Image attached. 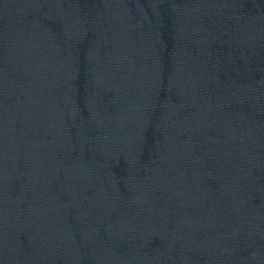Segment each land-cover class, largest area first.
Wrapping results in <instances>:
<instances>
[{"label": "water", "instance_id": "95a60500", "mask_svg": "<svg viewBox=\"0 0 264 264\" xmlns=\"http://www.w3.org/2000/svg\"><path fill=\"white\" fill-rule=\"evenodd\" d=\"M0 264H264V0H0Z\"/></svg>", "mask_w": 264, "mask_h": 264}]
</instances>
